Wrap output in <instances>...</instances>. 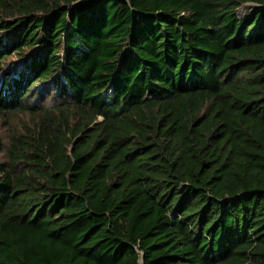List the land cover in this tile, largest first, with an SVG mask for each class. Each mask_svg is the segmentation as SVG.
<instances>
[{"label": "trees", "instance_id": "16d2710c", "mask_svg": "<svg viewBox=\"0 0 264 264\" xmlns=\"http://www.w3.org/2000/svg\"><path fill=\"white\" fill-rule=\"evenodd\" d=\"M0 115V264H264V0H0Z\"/></svg>", "mask_w": 264, "mask_h": 264}, {"label": "rangeland", "instance_id": "374dc122", "mask_svg": "<svg viewBox=\"0 0 264 264\" xmlns=\"http://www.w3.org/2000/svg\"><path fill=\"white\" fill-rule=\"evenodd\" d=\"M254 5L251 3H247L238 9L237 14L239 17L246 16L249 12L253 10ZM16 60V58H13ZM55 99V96H54ZM19 117L17 115L12 116L11 121H8L7 116L0 115V136L6 137L8 133V129L12 124H17Z\"/></svg>", "mask_w": 264, "mask_h": 264}]
</instances>
